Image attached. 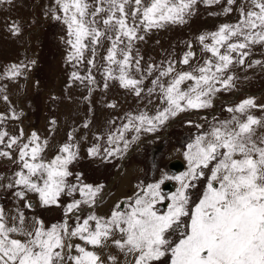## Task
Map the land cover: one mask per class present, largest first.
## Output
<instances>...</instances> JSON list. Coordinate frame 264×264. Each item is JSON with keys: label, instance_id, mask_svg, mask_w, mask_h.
<instances>
[{"label": "snow or ice", "instance_id": "1", "mask_svg": "<svg viewBox=\"0 0 264 264\" xmlns=\"http://www.w3.org/2000/svg\"><path fill=\"white\" fill-rule=\"evenodd\" d=\"M201 2L211 6L220 0H56L62 15L54 14V19L67 28V60L77 69L87 65L84 75L73 71L70 79L99 86L93 69L105 49L97 69L103 88L118 82L154 107L125 114V122L106 138L97 134L96 140L106 146L89 148L90 158H123L142 134L157 132L182 113L212 108L218 93L235 87L231 68L244 66L253 46H264V0H247V7L238 8L236 23L198 37L210 54L202 63H192L197 58L191 50L178 62L141 63L136 43L153 29L186 23ZM226 2L224 11L231 12L237 0ZM12 4L0 0V6ZM11 31L17 35L20 28L13 24ZM261 64L255 60L247 67ZM21 67L12 65L4 77H19ZM0 98L8 102L7 95ZM251 109L264 111V104L245 99L225 109L228 119L201 117L206 125L189 119L196 133L183 152L187 170L139 182L131 196L104 215L95 209L103 203L105 185L88 183L72 169L80 159L78 145L64 143L48 158L46 138L35 131L26 138L22 128L18 135L10 134L2 126L19 117L14 110L0 113V159L17 165L0 188L13 190L24 202L11 217L0 205V264H264V116H254ZM68 139H74L71 133ZM173 180L176 190L162 192L165 181ZM29 193L41 207L62 208V220L48 224L33 217L29 222L23 210L34 207Z\"/></svg>", "mask_w": 264, "mask_h": 264}, {"label": "rangeland", "instance_id": "2", "mask_svg": "<svg viewBox=\"0 0 264 264\" xmlns=\"http://www.w3.org/2000/svg\"><path fill=\"white\" fill-rule=\"evenodd\" d=\"M241 4L248 6L247 0H237L231 6L232 11L225 12L224 9L229 7L226 0L211 6L197 3L186 23L169 24L162 29L149 31L143 41L136 43V50L143 57L142 65H159L169 60L178 62L189 50L194 51L197 58L192 63H202L210 54L203 50L198 37L217 31L223 24L236 23ZM54 14L62 15L56 0H13L12 5L0 6V77H4L12 65L22 66L19 77L0 79V89H3L0 97L8 96V102L0 98V113L7 115L14 110L19 117L6 121L2 127L12 135H18L22 128L26 138L33 131L42 139L46 138L49 141L45 153L48 158L64 143L78 145L80 159L72 165L73 171L83 173L88 183L105 185L106 195L103 203L95 209L97 215L107 214L116 202L131 196L139 182L152 183L158 181L162 174L179 175L187 170L183 152L196 133L194 127L188 126L189 119L206 125L207 121L201 117L207 116L209 120L213 117L228 119L231 114L225 109L245 99L253 98L256 104H264V46L255 45L244 66L237 64L231 68L235 87L218 93L212 108L182 113L157 132L142 134L123 158L111 159L110 162L90 158L89 148L97 143L106 146L104 141L96 140L97 134L106 138L109 131L125 122V114H136L145 110L146 105L151 112L154 107L147 104V100H141L122 89L118 82L109 81V87L103 88L104 77L97 69L104 63L100 57L105 54V49H100L97 69H93L99 86L71 80L73 71L84 75L87 65L77 69L68 62L70 48L66 44L67 28L62 21L54 19ZM13 24L20 28L17 35L12 34ZM255 60H260L262 64L247 67ZM177 67L183 69L186 66L177 63ZM146 85L150 86V83L146 82ZM113 103L115 108L108 107ZM251 113L257 117L264 116V111L260 109H251ZM52 120L56 121L55 125L50 123ZM113 120L115 125L111 124ZM85 123L88 124L87 128L84 127ZM69 133L74 137L71 141L68 139ZM173 161L181 162L182 167L172 169ZM16 169L17 165L0 159V177H3L0 184H6ZM168 183L171 186L165 189ZM176 187L178 185L174 180L165 181L161 186L166 194L173 193ZM202 187L203 181L194 191L198 193ZM12 191L0 188V205L5 207L10 217L16 214L17 208H23L24 203L17 200ZM28 198L34 205L31 210L23 209L29 222L33 217L43 219L48 224L62 220V208L41 207L37 197L31 193ZM62 200L68 202L71 198L63 197Z\"/></svg>", "mask_w": 264, "mask_h": 264}, {"label": "water", "instance_id": "3", "mask_svg": "<svg viewBox=\"0 0 264 264\" xmlns=\"http://www.w3.org/2000/svg\"><path fill=\"white\" fill-rule=\"evenodd\" d=\"M171 167H172V169H178V168H181V167H182V163L179 162V161H173V162L171 163ZM170 186H171V184L168 183L167 186L165 187V189H169Z\"/></svg>", "mask_w": 264, "mask_h": 264}, {"label": "bare ground", "instance_id": "4", "mask_svg": "<svg viewBox=\"0 0 264 264\" xmlns=\"http://www.w3.org/2000/svg\"><path fill=\"white\" fill-rule=\"evenodd\" d=\"M128 171V170H127ZM130 174V173H129ZM131 177V176H130ZM123 178V177H122ZM126 179V178H125ZM126 181H127V179H126ZM124 182H125V180H124ZM128 182V181H127Z\"/></svg>", "mask_w": 264, "mask_h": 264}, {"label": "flooded vegetation", "instance_id": "5", "mask_svg": "<svg viewBox=\"0 0 264 264\" xmlns=\"http://www.w3.org/2000/svg\"><path fill=\"white\" fill-rule=\"evenodd\" d=\"M156 160V159H155Z\"/></svg>", "mask_w": 264, "mask_h": 264}]
</instances>
